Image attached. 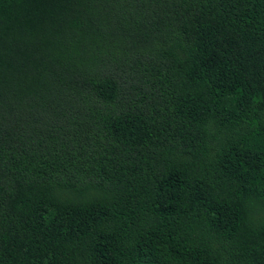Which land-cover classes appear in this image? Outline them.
Here are the masks:
<instances>
[{
  "label": "trees",
  "instance_id": "trees-1",
  "mask_svg": "<svg viewBox=\"0 0 264 264\" xmlns=\"http://www.w3.org/2000/svg\"><path fill=\"white\" fill-rule=\"evenodd\" d=\"M0 264H264V0H0Z\"/></svg>",
  "mask_w": 264,
  "mask_h": 264
}]
</instances>
